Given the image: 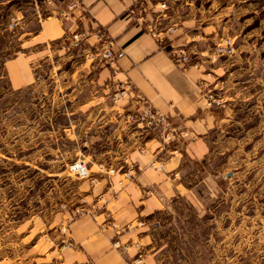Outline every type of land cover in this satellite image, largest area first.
<instances>
[{"label":"crops","instance_id":"1","mask_svg":"<svg viewBox=\"0 0 264 264\" xmlns=\"http://www.w3.org/2000/svg\"><path fill=\"white\" fill-rule=\"evenodd\" d=\"M140 1L145 22L175 27L165 44L146 30L144 22L130 18L128 10L137 0H84L92 17L83 22L80 11L71 21L40 18L41 10L34 4L0 0V13L8 9L17 19L12 28L0 26V67L16 92L36 90L49 101L46 107L32 105L26 112L30 147H50L46 154H55L48 162L67 165L84 159L89 171L100 163L123 166L126 158L136 167V176L123 186V170L107 175L99 167L91 171L94 184L81 182L94 204L90 214L69 224L76 247L61 264H135L139 255L143 264H198L203 258L194 237L199 224L190 227L189 218L201 222L219 198L221 175L214 169L223 162V137L234 114L231 106L210 104L209 92L221 82L230 89L233 68L240 63L238 57H216L213 52L223 45L224 36H241L243 21L256 19L264 1ZM162 1L169 3L166 11L160 8ZM100 26L115 38L120 51L115 64L88 57L97 46L94 33L80 50L63 47L61 39L70 32ZM8 29L18 48L10 57L3 40ZM181 46L190 50L188 65L177 64L168 50ZM123 87L126 92L114 99ZM136 94L168 116L170 139L160 129L147 131L128 123L127 114L138 107ZM238 95L225 99L231 105L246 92ZM233 174L227 166L222 177ZM140 220L143 226L126 229Z\"/></svg>","mask_w":264,"mask_h":264},{"label":"rangeland","instance_id":"2","mask_svg":"<svg viewBox=\"0 0 264 264\" xmlns=\"http://www.w3.org/2000/svg\"><path fill=\"white\" fill-rule=\"evenodd\" d=\"M20 1L40 8V18L50 16L53 8L62 4L60 0ZM8 11L0 13L1 27L12 28L16 23L15 15ZM256 17L243 21L246 27L241 28V36L223 37V45L233 51L222 56L238 57L240 63L233 68L230 89L221 82L209 92L219 101L215 105L221 109L231 106L234 114L223 137V162L214 169L221 175L219 198L201 222L189 218L190 227L198 222L200 229L194 236L203 257L198 264H264V9ZM3 36L5 55L10 57L18 48L10 29ZM0 74V264H61L68 250L76 247L68 233L69 224L80 215L90 214L94 204L81 182L94 184L91 171L98 167L107 175L117 170L124 174L125 170L100 163L89 175H82L70 168L81 158L67 165L48 162L55 153L47 155L46 151L52 150L48 146L30 147L31 133L25 128H30L27 110L32 105L46 107L49 101L36 90L16 92L2 67ZM242 91L246 97L229 105L225 95L239 96ZM37 134L35 131L34 142L39 141ZM86 165L90 167L87 161ZM227 166L234 173L230 178L222 177ZM110 168L115 172H109ZM114 244L118 245V240ZM139 259L136 256L135 264H143Z\"/></svg>","mask_w":264,"mask_h":264},{"label":"built area","instance_id":"3","mask_svg":"<svg viewBox=\"0 0 264 264\" xmlns=\"http://www.w3.org/2000/svg\"><path fill=\"white\" fill-rule=\"evenodd\" d=\"M37 2V0H34ZM49 3L52 0H47ZM61 7L60 8H53V10L48 14L49 17H57L63 21H71L73 15L76 11H80V21L83 20L87 21L92 16L91 13L88 11L84 0H60ZM169 5L166 1H162L160 4V8L162 11L168 9ZM128 14L130 18L136 20L138 22H144L146 30L152 34L154 37L158 39L162 44H165L168 40V35L174 32V26H164L161 25L159 22H145V7L143 6V2L137 0V2L131 6L128 10ZM13 25V22H12ZM94 33L96 35L98 41L97 46L95 47L94 51L88 54L89 58H103L109 60L112 64L117 62L119 57L120 51H116V41L115 38L110 34V32L104 28L103 26L97 27L96 29H76L61 39V43L64 48L66 49H78L80 50L90 35ZM173 56V59L176 61L177 64H184L188 65L191 62V53L190 50L186 46H181L178 48H169L168 49ZM233 48L227 45H217L213 55H223L226 53H231ZM126 92L125 87H123L120 91L114 94V99H118V94H124ZM210 97V104L218 103L219 101L216 100L212 94H209ZM135 104L138 107L134 110H131L127 114L128 123L136 126L142 130H155L160 129L166 132V138L170 139V132L166 130L170 126V122L168 121V116L163 113L161 110L153 106L149 100L143 94H136L134 96ZM142 151H144L142 149ZM126 164L124 168V179L120 180L121 184H124L127 179H132L136 176V167L134 162H129L128 159H125L123 166ZM163 166V165H161ZM72 170H77L82 175H89V168H87L86 161L84 159H79L78 161L72 163L70 165ZM100 169L104 170L105 166L103 164L100 165ZM115 172L114 168H110L109 172ZM145 223L140 220L137 223H129L126 226V229H133L136 226L140 227L143 226ZM139 260L142 262V255H139Z\"/></svg>","mask_w":264,"mask_h":264}]
</instances>
